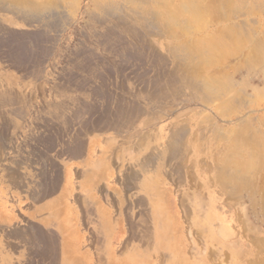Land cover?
<instances>
[{
    "label": "rangeland",
    "instance_id": "374dc122",
    "mask_svg": "<svg viewBox=\"0 0 264 264\" xmlns=\"http://www.w3.org/2000/svg\"><path fill=\"white\" fill-rule=\"evenodd\" d=\"M90 3L91 0L85 1L84 11L76 17L77 20L73 25L66 28L62 16L37 21L30 19L26 23L0 9V246H5L4 235L10 237L12 248H17L18 251H20L18 247L22 244L33 245V249L24 250L23 256H17L19 259L20 257L25 259L24 262L15 261L18 258L16 259V254L11 251L12 255L6 264H48L44 258L49 251L46 252L43 245L48 244L50 247L55 241L52 230L56 231L57 220L60 226L62 221L52 218V214L57 201L58 204L62 203V206L63 203L68 202L67 199L63 202V197L71 201L69 211L66 210L70 218V246L73 248L77 246L76 252L83 250L82 253L86 254L91 248L95 251V245H99L102 258H105L106 262L112 259L110 247L106 255L105 247L109 239L106 235L111 234V241L120 238V228L112 229L111 221L105 222L107 228H102L97 221L95 206L93 210L95 213L90 214V205L93 209L96 200L94 194L91 197L90 188L96 187V183H106L105 186L110 184L114 187L119 185L114 179H111L112 183L107 182V177L99 179L100 182L95 180L96 177L91 180L89 177L86 179L89 169L88 150L90 152L93 145L98 146L97 149L105 153L104 157H108L107 162L106 159L104 160L106 165L113 162L111 166L115 165L119 168H121L120 164L128 163L133 154L140 157L139 159L147 154L156 158L158 156L160 159L153 160L154 166L150 164V168L159 173L161 185L167 182L173 186L172 208L173 212L177 211L178 216L159 217L157 213H163V208L158 210L156 208L161 205L159 199L153 198V193L144 191L140 183L142 180L136 181L138 187L136 207L139 205L137 208L141 212H138L140 226L147 225L146 237L149 238L146 242H141L145 243V253L149 257L154 254L156 245L165 248V242L171 243L172 236H175L172 233L182 229L184 232H189V255L194 264H248V262L257 264L254 262L258 259V251L253 241L264 238V210L261 204L264 199V161L261 170L253 176L255 185L254 194L251 196L244 192L236 200L224 202L223 198L214 194L211 189H204V192L202 190L204 197L210 196L216 201L215 210L219 212L217 218L219 221L215 219L216 217L213 218L215 221L212 226V235L215 239L213 243L207 242L206 239L199 243L193 236L196 237L195 233H200L201 225L207 224L208 218L205 214L210 209H201L198 217H189V220L184 216L179 217L178 211L182 213L184 211L178 204L179 192L174 195V190H179L175 185L180 181L181 171L184 175L194 172L190 159L192 153L177 155L175 160L170 161L166 144L159 149L150 148L146 134H156V129L163 127L171 135L173 130L183 126V121L187 122L191 117H194L195 125L190 129L200 127L203 130V127H210V124L204 123L209 115L214 118V124H222L225 118L221 116L220 110H217L220 103L211 105L204 112L201 111L202 114H198L194 105L181 111L184 103L186 105L192 102L190 92L183 85L168 83L170 86L163 88V92H157L158 85L161 84L159 76H163L166 80L172 79L169 75L172 73L169 62L163 64L158 60L159 56L164 55L158 41L142 33L143 35L125 38L126 42H124V38L121 39L110 33V36L104 37L108 47L105 44L102 46L89 28L91 22L86 9L93 7ZM254 18L264 20V14L257 13ZM250 26L255 25L250 24ZM93 28L96 29L95 26ZM262 28L264 29V25ZM106 38L120 41L115 46L109 47ZM105 46L107 49L104 48ZM155 56H158L157 59H154ZM241 56L236 54L229 57L221 70L209 69L208 73L221 76L225 72H231L233 66L240 64ZM155 61L159 63L156 64ZM160 64L164 67L167 64V67L162 66V69L158 66ZM253 69L247 73L244 69L234 72L233 80L237 83V90L241 88L248 90L250 96L247 99L248 109L245 114L249 119L254 120L253 124H257L264 135V67ZM154 75L155 78L158 77V81L153 77ZM151 79L156 80L153 86ZM170 88L172 90H169ZM153 92L155 95H160L159 100L156 99L158 96L152 95ZM177 113L184 115L178 114L179 117H176ZM206 115L208 116L205 117ZM199 134L202 137L206 135L203 131ZM191 135V133L187 135L188 143L191 140L194 141L193 143L203 142L200 135H195L194 138ZM141 138H146L147 146L146 148L140 146L136 150L135 144L138 140L142 145ZM156 141H159V138ZM199 151L200 149L196 153L193 150V153H199L201 156L202 152ZM167 161L170 164H167ZM176 163L182 164L183 170L179 168L181 165L175 166ZM175 167H178L177 170ZM163 171H167L168 175L171 174L169 177L172 182L164 180ZM183 174L181 175L184 177ZM176 175L179 176L178 180L175 179ZM71 178H73V188ZM200 178H202L200 183L205 185L207 175L206 179L204 176ZM104 195L102 204L108 206L106 199L111 197L106 193ZM111 196L117 197L120 201L122 221L128 224L125 214L127 209L123 211V207L127 205L126 193L123 191ZM125 202L126 205L123 206ZM191 202L192 200L185 204ZM197 202L198 200H195L192 204ZM208 202L209 199L205 201V205ZM77 213L84 221L81 226L77 223ZM132 215H134L133 211ZM85 218L88 224H84ZM65 226L62 225L64 236L68 233V228ZM101 229L104 230V239ZM129 229L130 226L127 230ZM127 233L128 237L121 242L122 247L127 241L141 240L137 233H131V230ZM167 236L171 239L167 240ZM76 237L79 241L75 240ZM62 240L60 238L61 242ZM0 256H3L1 251ZM77 257L78 255L75 254L61 264H74ZM168 259L160 255L157 261L164 264ZM260 261L261 257L257 262L264 264ZM98 262L99 255L95 262L90 257L77 264H98ZM0 264H3L2 261Z\"/></svg>",
    "mask_w": 264,
    "mask_h": 264
},
{
    "label": "bare ground",
    "instance_id": "6f19581e",
    "mask_svg": "<svg viewBox=\"0 0 264 264\" xmlns=\"http://www.w3.org/2000/svg\"><path fill=\"white\" fill-rule=\"evenodd\" d=\"M85 1L87 0H0V9H4L3 11L18 17L19 20L26 23H28L30 19H35V21H37L38 19L42 20L44 18L62 16L63 25L66 28L67 26L73 25L77 20L76 17L84 11L83 4ZM189 2L190 0H91L90 4L93 5V7H85V9L87 8L86 14L90 17L91 25H89V28L97 37V42L101 45L105 44L107 46L104 37L110 36V33L119 36L121 39L124 38V42H126L125 38L136 37L139 34H144L145 36L148 34V36L158 41L164 52L163 56L165 57L164 59L163 56H159L160 59L158 60L163 64L169 62L172 70L170 71L172 73H169V75L172 79L166 80L163 76H159L161 84L159 83L157 92H163L162 89L166 88L169 85L168 83L175 82L176 84L180 83L183 85L185 89L190 92L192 100L190 97L189 98L192 102L186 105H184V103L181 107V111L194 105L198 114H202V112L208 110L211 105L220 103L217 110H220L221 116L225 118L222 124H214V118L210 115H206L205 117H208L205 118L204 123L210 124V127H203V130L200 127L197 129H190L191 126L194 127L195 125V119L191 117L189 121H183V126L173 130L171 135H169L163 127L156 129V134H146L149 139L150 148L159 149L166 144V148L170 153V161L175 160L177 155L192 153L190 159L194 172H189L184 175L181 171L184 177L180 174V177L176 175L177 177L175 178L178 180L177 178L179 177L180 180L177 182L175 181L177 184L175 188H178L179 185H183L181 187L183 191L179 192L178 204L179 200L182 199V203L180 204L183 211H186L187 215H189L188 218L185 217L187 220H189V217H198V213L201 209H210L209 211L207 210L205 214L208 218L207 224L201 225L200 233L194 232L196 237L195 235L193 237L199 243H202L203 239L213 243V240H215L212 235V226L215 224L213 219L215 203L207 196L204 197L203 192L205 186H208V189L214 191V193L221 196L223 200L227 202L236 200V198H239L238 196L244 192H247L246 194L251 196L254 194L253 186L255 185L253 176L261 170V165L264 161L263 132L257 124H253L254 120L249 119V116L245 114L248 109L247 99L250 94L245 88L237 90V83L233 80V73L240 69H244L245 73H247L253 68H259V66L264 67V29L262 28L264 20H256L254 18L257 13L264 14V0H204L207 7L203 8L202 11H206L211 15V21L209 27L205 31L199 33L191 29L190 21L184 16ZM250 24L255 26H250ZM94 26L96 29L93 28ZM177 36L182 40V44L179 46L175 43ZM140 37H138V40H140ZM107 41L109 42V47H111L115 46L120 40L107 39ZM106 46L104 48H106ZM126 49L128 50V48ZM236 54L242 55L241 62L239 65L233 66L231 72L227 70L228 72H225L221 76L208 73L209 69L211 71L220 69L229 57H233ZM150 57L147 58L150 59ZM157 57L158 56H155L154 59H157ZM155 62L156 64L159 63H157V61ZM155 62L151 63L153 64ZM165 65L167 67V64ZM149 66L151 67L153 65ZM158 66L162 68L163 65L160 64ZM166 67L163 66V68ZM251 73H253V71ZM154 74H156V72ZM155 76L156 75L153 77L155 78ZM155 79L157 80L158 77ZM156 80L152 81L151 79L153 82L152 86ZM142 87L145 91L144 86ZM169 90H172V88ZM152 95L158 96L155 95V93ZM152 95L151 97H153ZM159 96L156 97V99L158 98L159 100ZM185 101L188 100L185 99ZM186 112H188V110ZM141 114L143 115V113ZM178 114L181 116L184 115L177 113L176 117H179ZM202 131L206 133L203 137L199 134V132ZM189 133L192 134V138H194L195 135H200L203 142L199 144L198 141L193 143L194 141L191 140L188 143L187 135H189ZM157 138H159V141H156ZM141 142L142 145H140V140L135 144L136 150H138L137 148L140 146L146 148V138H141ZM97 148L98 146L93 145L90 152L88 150L89 169L86 174V179L89 177V180H91L96 177L95 180L99 181V179L107 177L106 181L109 183H112L111 179H114L118 182L122 192L124 191L127 196L129 194L132 196L130 200H136L135 195H137V193H131V191H136L138 189L136 181L142 180L140 183L145 192L153 193V198L158 195L161 184H158L159 181L156 178L157 172L154 171L152 167L150 168V164L153 165V160H156L158 156L156 158L155 156L153 157V155L147 154L139 159L140 157H136V155L133 154L128 163L124 165L120 164L121 168H119V166H111L113 162L110 163V165L108 163L106 165L104 160L106 159L107 162L108 157H104L105 153ZM150 148L147 147L148 150H150ZM198 149H200V153H205V157H203L202 154L200 156L199 153H193V150L197 153ZM167 164H170V162L168 163L167 161ZM175 166H180L179 168H182V170L184 168L182 164L176 163ZM123 168L125 170H123ZM163 174L166 181L171 180L172 182L171 177H169L171 174L168 175L167 171H163ZM175 174L176 172L173 173L174 176ZM206 175L207 180L205 185L203 183L201 184L200 179L202 178H200V176H204L206 179ZM71 179V187L73 188V178ZM96 184V187L92 188V186L90 188L91 197H93L94 194L96 198L93 209L90 205V214L95 213L93 211L95 206L98 223L102 228H107V223L105 224L107 221L103 217H100L99 213L101 211L96 207V202H99L106 192V183ZM165 184L169 185L170 183L165 182ZM176 192L177 191L174 193L176 194ZM113 194L115 195L116 193ZM65 199H67L68 202L65 204L63 203V206L62 203L58 204L57 201L58 205H55L56 208H54L55 211L52 214V218H57L62 221L61 228L62 225H66L65 227L68 228V233L65 234V237L67 236L70 238V218L69 215L66 214V210L70 207L69 204L71 201H69V198L64 197L62 201L64 202ZM208 199L209 202L205 205V201ZM190 200H192V202L198 200V202L196 204L193 203L194 205L192 202L185 204ZM89 202L93 204L91 201ZM107 203L109 204L107 206L109 209L117 210L118 202ZM131 204L132 203L129 204L130 208L133 207ZM261 204H263L262 209L264 210V199ZM156 208L158 210L160 207L158 208L157 206ZM262 209L261 211H263ZM161 213L162 212H159L157 215L161 217ZM77 217V223L81 226L84 221H82L78 213ZM216 220L219 221V219ZM86 223L87 220L84 224ZM102 231L104 232V230H100L103 235ZM180 231L181 237L186 238L187 241L189 232H184L182 229H180ZM167 239L171 238L167 236ZM253 245L258 251V259L254 263L258 264L257 261H259V257H261L260 262H264V238L255 239ZM69 248L72 253H76L77 246L74 250L75 252L70 245ZM189 253L190 250H188V254ZM71 256H74V254ZM76 260L74 264H77L81 260L83 261L79 256ZM100 260L102 262V258ZM103 261V263L106 264L105 258H103ZM109 262L111 264H118V260L113 261L109 259ZM249 263L251 264V262H248V264Z\"/></svg>",
    "mask_w": 264,
    "mask_h": 264
},
{
    "label": "crops",
    "instance_id": "0c3cea01",
    "mask_svg": "<svg viewBox=\"0 0 264 264\" xmlns=\"http://www.w3.org/2000/svg\"><path fill=\"white\" fill-rule=\"evenodd\" d=\"M123 170H125V169L123 168ZM158 175H159V173L156 175V178L159 181L158 184H161V180L158 178ZM165 179L166 178L164 176V180ZM101 184H103V183H101ZM182 186L183 185H179V187H178L179 190L178 191L175 190V191H177V192L183 191V189L181 188ZM105 187H106L105 193L107 195H109V197H111L110 198L111 201L115 202V203L118 202L117 203L118 204L117 210L109 209L107 207V205L102 204V201L104 200V199L102 200V198L98 203H96V207L98 208L99 211H101L99 213L100 217H103L107 222L111 221L110 226L112 227V229L113 228H115V229L120 228V238L117 237L115 240L111 241V234L106 235L107 236L106 238H109L106 242V247H105L106 248V255H107V251L110 247V251L112 254L111 260H113V261L118 260V264L119 263L120 264H161L160 262L157 261V259L160 255H164L166 259L169 258L166 261V263H164V264H194V263H192V257H190V255L188 254V250H190V247L187 245L188 239L186 241V238L181 237V231L176 232V233H172V235L175 234V236H172V240H171L172 242L171 243L165 242V248H163L164 246L156 245L154 248V254L151 255L152 257H149L145 253V249H144L145 243L141 242V241L146 242V240H148L149 238L147 239V237H146V228H147L146 226L147 225H144V227L140 226V218L138 215V212H140V209H138L136 207L137 200H130L132 197L130 194L128 195L129 197L127 196V205L125 202V204L123 206H125V205L126 206L123 207V211H124V209H127V211L130 209L131 211L129 210L128 212H125L127 219H128V224H126L124 222V220L122 221V216H121L122 208H121L120 201H118L117 197L114 198L113 196H111L113 193H116V194L122 193V190H120V186L114 187V186L109 184V185H106ZM172 187L173 186H171V184L167 185V184H165V182H164V185H160L161 189H160V191H158V195L156 197L159 199V201L161 203V205L159 207L163 208V213H161V217L169 216V217L173 218L174 216H178L177 211H175L176 213L173 212L174 210L172 208V205L174 204V202H172L173 201V198H172L173 188ZM205 189H208V186H205ZM212 192L214 193V191H212ZM131 193H137V192L135 190H133V191H131ZM174 195H175V193H174ZM135 197L137 198V195H135ZM208 198L211 201L216 203V201L211 199L210 196ZM110 199H106L107 202H111ZM128 199L130 200V202ZM181 200H179V206H181V204H180V203H182ZM222 201H224V200H222ZM224 202H227V201H224ZM130 203H132L131 205L133 206L131 208L129 207ZM128 207H129V209H128ZM181 208H182V206H181ZM132 211L134 212V215H132ZM102 212H106V213L104 214ZM178 212H179V217L184 216V218L185 217L188 218V216H189V215H187L186 211L184 212L185 214L182 213L181 211H178ZM216 212L217 211L215 210V207H214V209H213V216L214 217L213 218L216 217L215 219L219 218L218 217L219 212H217V214H216ZM56 222H57L56 231L52 230L53 239L55 237V241L52 242V245H50V247H48V244L43 245L44 250H46V252L49 251L45 254L44 261H48V264H61L62 262L67 261L71 257V255L76 254L79 256V258H81L83 260H88L91 257L93 259V262H95L98 255H99L98 264H104L103 263L104 261L102 258L103 254L101 253V247L99 245H95L96 246L94 249L95 251H93V248H91V247H89L91 249L86 247L90 250L89 253L87 252L88 254L87 253L82 254L83 250L80 251L79 253L78 252L72 253L70 251V248H69V245H70L69 239L70 238H68L67 236L66 237L64 236L62 228L59 225V221L57 220ZM120 223H121V226H120ZM129 226H130L129 230H131V233L132 232L137 233L140 236L138 238L141 240L138 239L139 241H127V244H124L122 247L121 242L123 239L128 237L127 232H129V230H127V228ZM60 235H62V236L60 237ZM102 237L104 239V232H103ZM60 238L63 239L62 242L60 241ZM4 239H5L4 240L5 246H3V247L0 246V251L2 252V255H3V256H0V263H1V261L3 264L7 263L8 259L12 255L11 251H13L16 254L15 258L17 259L18 255L23 256L24 250L33 249V245H31L32 243H26L27 245L22 244L21 246H19L18 249H20V251H18L17 248H14V247L12 248L13 243L11 242L10 237L4 235ZM75 240H78V238L76 237ZM167 240H169V239H167ZM99 242H101V240H99ZM68 243H69V245H68ZM121 247H122V249H121L120 253L122 255L120 256L119 250ZM71 248L75 250L76 246H74V248L73 247H71ZM95 252L97 253V255H95L96 254ZM103 252H105L104 249H103ZM89 254H91V255H89ZM184 254H185V256H184ZM100 257L102 258V262L100 260L101 259ZM21 258L22 257H20V259L18 258L15 261H17L18 263H19V261L24 262L25 259H21ZM10 260H12V259H10ZM196 260H198V259H196ZM76 262H77V260H76ZM200 262L202 263V261H200ZM87 263H88V261H87ZM106 264H111V263L108 261V262H106Z\"/></svg>",
    "mask_w": 264,
    "mask_h": 264
},
{
    "label": "clouds",
    "instance_id": "9594fccd",
    "mask_svg": "<svg viewBox=\"0 0 264 264\" xmlns=\"http://www.w3.org/2000/svg\"><path fill=\"white\" fill-rule=\"evenodd\" d=\"M205 7L207 5L204 0H190L187 4V10L184 12L185 18L190 21L191 29L197 33L205 31L210 25L211 15L206 11H202ZM175 43L178 46L182 44L179 36H177Z\"/></svg>",
    "mask_w": 264,
    "mask_h": 264
}]
</instances>
